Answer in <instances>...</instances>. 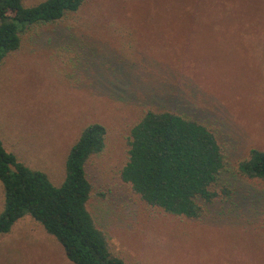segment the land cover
Returning <instances> with one entry per match:
<instances>
[{"label": "rangeland", "instance_id": "374dc122", "mask_svg": "<svg viewBox=\"0 0 264 264\" xmlns=\"http://www.w3.org/2000/svg\"><path fill=\"white\" fill-rule=\"evenodd\" d=\"M41 0H23L33 5ZM146 108L210 125L229 190L198 218L146 204L121 180L132 124ZM105 146L85 171L88 209L127 264H264V182L237 172L264 149V0H86L21 35L0 64V139L62 182L83 127ZM0 182V211L3 208ZM0 264H74L30 215L0 234Z\"/></svg>", "mask_w": 264, "mask_h": 264}, {"label": "trees", "instance_id": "16d2710c", "mask_svg": "<svg viewBox=\"0 0 264 264\" xmlns=\"http://www.w3.org/2000/svg\"><path fill=\"white\" fill-rule=\"evenodd\" d=\"M86 0H0V64L21 45V35L41 23H56ZM101 123L83 127L70 146L61 183L18 160L0 139V182L4 201L0 234L7 233L24 214L38 221L61 244L74 264H127L116 255L104 231L88 209L92 183L86 160L105 146ZM127 157L120 178L146 204L176 216L198 218L205 205L225 197L219 184L225 154L213 128L198 119L169 109L146 108L132 124ZM246 179L264 182V149L250 148L237 163Z\"/></svg>", "mask_w": 264, "mask_h": 264}]
</instances>
